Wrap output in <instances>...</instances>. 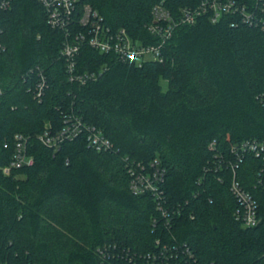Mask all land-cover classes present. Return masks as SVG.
<instances>
[{
  "label": "trees",
  "instance_id": "trees-1",
  "mask_svg": "<svg viewBox=\"0 0 264 264\" xmlns=\"http://www.w3.org/2000/svg\"><path fill=\"white\" fill-rule=\"evenodd\" d=\"M197 1L79 4L152 43L146 26L154 5L175 13ZM232 20L203 16L178 27L162 60L141 66L83 46L77 71L106 69L79 84L68 80L60 55L64 34L47 25L38 1L0 9V264H147L164 245L174 250L170 264H264L262 160L231 150L264 140V31ZM36 67L47 78L41 100ZM69 113L100 128L113 151L97 152L83 136L57 149L43 145L39 134L47 125L59 130ZM16 133L27 138L33 162L5 175ZM127 163L159 165L160 196L134 194ZM233 165L257 202L254 226L235 218Z\"/></svg>",
  "mask_w": 264,
  "mask_h": 264
},
{
  "label": "built area",
  "instance_id": "built-area-1",
  "mask_svg": "<svg viewBox=\"0 0 264 264\" xmlns=\"http://www.w3.org/2000/svg\"><path fill=\"white\" fill-rule=\"evenodd\" d=\"M36 1L42 5L45 11L47 25L64 34L60 55L66 63L68 80L79 84L96 80L106 69L103 67L98 71L78 72L76 58L83 46H89L100 53L112 54L120 61H129L136 66H141L145 60H162V50L175 30L180 26L193 25L203 16L210 22L216 23L230 15L234 17L232 25L240 21L264 31V0H251L247 3L237 0H198L196 4L180 7L175 13L162 3L156 4L151 10L152 19L146 26L148 32L156 39L152 43L134 39L125 28H112L96 9L89 4L80 5L79 0ZM11 2L12 0H0V9L9 8ZM2 50H4V46L0 38V52ZM31 71H34L37 76L33 88L34 96L41 100L47 88L46 75L39 67ZM261 100L264 101V96L261 97ZM80 136H83L87 145L97 152H110L114 149L112 142L100 128L85 122L81 116L75 113L64 116L63 125L59 130H51L47 125L44 131L39 134L38 139L43 145L57 149L62 143L72 141ZM14 143L12 159L9 164L1 168L5 175L10 174L14 168L30 165L33 162L32 155L27 151V138L16 133ZM210 146H213V142L210 143ZM231 150L238 159L245 154H251L262 160L257 184L264 187V140L246 139L233 144ZM154 164H151L152 168L146 169L141 163H131L130 165L127 163L129 187L134 194L150 192L160 196L159 182L163 179L164 170ZM235 167L236 165L232 166L231 191L239 205L234 215L243 226H254L258 223L257 202L240 187L236 180ZM163 213L166 214L165 211ZM169 246L164 245L159 254H148L152 261L147 264H170L174 250Z\"/></svg>",
  "mask_w": 264,
  "mask_h": 264
}]
</instances>
